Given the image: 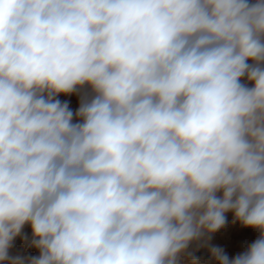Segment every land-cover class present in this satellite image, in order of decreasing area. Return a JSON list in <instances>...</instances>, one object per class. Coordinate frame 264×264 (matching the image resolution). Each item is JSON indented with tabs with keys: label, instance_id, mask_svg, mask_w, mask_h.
<instances>
[{
	"label": "clouds",
	"instance_id": "9594fccd",
	"mask_svg": "<svg viewBox=\"0 0 264 264\" xmlns=\"http://www.w3.org/2000/svg\"><path fill=\"white\" fill-rule=\"evenodd\" d=\"M229 212L259 232L231 259ZM200 249L264 264V0H0V262Z\"/></svg>",
	"mask_w": 264,
	"mask_h": 264
},
{
	"label": "rangeland",
	"instance_id": "374dc122",
	"mask_svg": "<svg viewBox=\"0 0 264 264\" xmlns=\"http://www.w3.org/2000/svg\"><path fill=\"white\" fill-rule=\"evenodd\" d=\"M250 86V85H249ZM61 101H69V106L75 112L79 106V96L73 94L71 96L61 95L58 97ZM23 233L27 237L31 238L30 226H25ZM259 235L257 230L251 228H245L240 225L239 222H233V214L231 212L226 213V224L218 232L213 234L211 244L223 248L229 258H233L246 250L247 246L250 245ZM22 255V256H37L38 250L35 248H28L21 238L17 237L13 242V247L10 249V255ZM196 255L201 258L200 264H217L214 259L210 258L207 249H200L196 252ZM4 264V262H0ZM182 264H190V261L184 260Z\"/></svg>",
	"mask_w": 264,
	"mask_h": 264
}]
</instances>
